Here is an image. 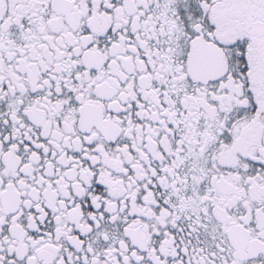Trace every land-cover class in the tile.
I'll return each instance as SVG.
<instances>
[{
	"label": "snow or ice",
	"instance_id": "snow-or-ice-1",
	"mask_svg": "<svg viewBox=\"0 0 264 264\" xmlns=\"http://www.w3.org/2000/svg\"><path fill=\"white\" fill-rule=\"evenodd\" d=\"M0 264H264V0H0Z\"/></svg>",
	"mask_w": 264,
	"mask_h": 264
}]
</instances>
